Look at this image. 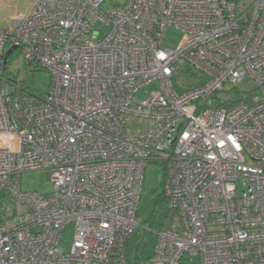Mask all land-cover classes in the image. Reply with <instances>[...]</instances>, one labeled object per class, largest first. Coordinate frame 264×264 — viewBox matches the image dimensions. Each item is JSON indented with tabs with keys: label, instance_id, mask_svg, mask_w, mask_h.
<instances>
[{
	"label": "built area",
	"instance_id": "1",
	"mask_svg": "<svg viewBox=\"0 0 264 264\" xmlns=\"http://www.w3.org/2000/svg\"><path fill=\"white\" fill-rule=\"evenodd\" d=\"M103 2L32 0L0 29V264H127L147 162L173 221L139 264H264V96L206 103L246 76L264 86V0ZM15 50L51 74L46 93L3 79ZM184 69L203 82L179 92ZM32 170L51 193L21 190Z\"/></svg>",
	"mask_w": 264,
	"mask_h": 264
},
{
	"label": "rangeland",
	"instance_id": "2",
	"mask_svg": "<svg viewBox=\"0 0 264 264\" xmlns=\"http://www.w3.org/2000/svg\"><path fill=\"white\" fill-rule=\"evenodd\" d=\"M32 0H0V29L8 30L15 25L13 18L19 12H27L31 6ZM102 7H108L114 4H122L125 0H103ZM94 31L99 32V38L105 35L108 26L99 22L93 26ZM166 45L174 48L181 37L179 30L174 27H168L165 31ZM3 79H9L20 83L22 89L33 94L46 93L49 90L52 76L51 74L38 66L27 65L20 51H13L7 58L5 67L1 68ZM202 80H196V77L184 69L179 75L172 77V84L179 92L186 88L201 84ZM159 84L153 81L141 87L135 94L139 100L146 99L151 92L157 91ZM224 90L230 93L244 92L256 93L260 97L264 95V86L258 84L249 76L244 77L240 82L232 85L226 82ZM163 167L159 163L147 162L141 186V195L137 216L141 221L131 234L126 245L127 264H139L145 261L153 252L156 242V231L162 227H168L173 221V214L168 208V203L162 196ZM20 188L22 191L39 192L42 195L51 193L53 184L45 170H32L20 173ZM243 181H237L239 190L246 185ZM73 225L67 224L61 232L58 246L64 252H69L72 242ZM190 264H200L199 258L194 257Z\"/></svg>",
	"mask_w": 264,
	"mask_h": 264
},
{
	"label": "trees",
	"instance_id": "3",
	"mask_svg": "<svg viewBox=\"0 0 264 264\" xmlns=\"http://www.w3.org/2000/svg\"><path fill=\"white\" fill-rule=\"evenodd\" d=\"M2 67L4 68L5 65ZM256 98H260V96L257 95L256 93H244V92L227 93V91L223 90L221 92H216L213 95H211L206 101V103L213 107H229L239 102L252 103Z\"/></svg>",
	"mask_w": 264,
	"mask_h": 264
},
{
	"label": "water",
	"instance_id": "4",
	"mask_svg": "<svg viewBox=\"0 0 264 264\" xmlns=\"http://www.w3.org/2000/svg\"><path fill=\"white\" fill-rule=\"evenodd\" d=\"M10 52H11V49H8V50L6 51V54H5V55H8ZM5 59H6V56L4 57L3 64L5 63Z\"/></svg>",
	"mask_w": 264,
	"mask_h": 264
}]
</instances>
